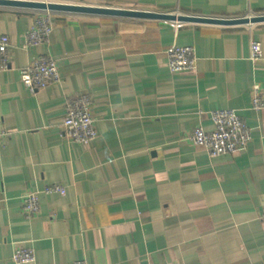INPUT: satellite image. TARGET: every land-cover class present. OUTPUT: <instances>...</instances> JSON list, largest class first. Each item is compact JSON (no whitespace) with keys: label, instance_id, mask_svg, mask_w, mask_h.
Instances as JSON below:
<instances>
[{"label":"crops","instance_id":"obj_1","mask_svg":"<svg viewBox=\"0 0 264 264\" xmlns=\"http://www.w3.org/2000/svg\"><path fill=\"white\" fill-rule=\"evenodd\" d=\"M233 19L264 15V0H36ZM38 10L0 6L10 39L0 71V264L16 247L28 264H264V22H172L52 12L49 42L25 48ZM262 45L259 59L251 44ZM193 47V71L172 73L166 51ZM52 57L60 81L34 93L20 70ZM93 100L97 129L72 143L68 101ZM235 109L252 129L248 147L210 157L189 134L214 129L211 112ZM40 195L28 217L22 197Z\"/></svg>","mask_w":264,"mask_h":264},{"label":"built area","instance_id":"obj_2","mask_svg":"<svg viewBox=\"0 0 264 264\" xmlns=\"http://www.w3.org/2000/svg\"><path fill=\"white\" fill-rule=\"evenodd\" d=\"M53 27L52 12L39 11L32 29L25 33V48L43 45L49 42ZM10 39L0 35V71L9 68L8 50ZM167 64L172 73L193 71L196 67V55L193 47L172 46L167 49ZM262 55V45L258 41L251 44V58L257 60ZM20 79L27 89L34 93L60 81L59 66L49 56H39L28 66L20 70ZM251 109L264 110V91L259 85L253 86ZM93 100L89 95H77L68 101L63 129L67 138L74 144L89 145L97 137L95 119L92 114ZM214 129L206 131L197 126L188 136L195 146L204 148L210 157L233 154L245 150L252 140V129L235 109H217L211 112ZM65 195L63 185L47 186L43 191H30L22 197V209L31 217L40 211V195ZM17 264L33 263L36 259L32 248L16 247L12 257ZM73 264H87L80 260Z\"/></svg>","mask_w":264,"mask_h":264},{"label":"water","instance_id":"obj_3","mask_svg":"<svg viewBox=\"0 0 264 264\" xmlns=\"http://www.w3.org/2000/svg\"><path fill=\"white\" fill-rule=\"evenodd\" d=\"M0 6L33 9L49 12H68L93 15H106L117 17H129L138 19L165 20L172 22H192V23H210L220 25H243L264 22V15L246 16L233 19L207 18L193 15H176L170 13H160L154 11H144L135 9H122L112 7H100L93 5H79L70 3H58L36 0H0Z\"/></svg>","mask_w":264,"mask_h":264}]
</instances>
